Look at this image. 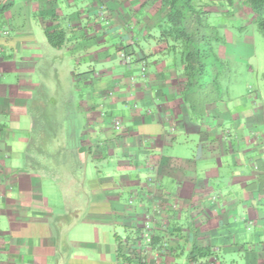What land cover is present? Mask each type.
<instances>
[{
    "label": "crops",
    "instance_id": "0c3cea01",
    "mask_svg": "<svg viewBox=\"0 0 264 264\" xmlns=\"http://www.w3.org/2000/svg\"><path fill=\"white\" fill-rule=\"evenodd\" d=\"M153 1L15 0L0 18V264H264L260 93L249 84L199 117L184 100L186 65L154 37ZM238 4L234 19L253 24ZM57 59L77 89L57 119L76 123L77 142L50 151L72 155L68 164L8 124L44 105L36 94L47 97Z\"/></svg>",
    "mask_w": 264,
    "mask_h": 264
},
{
    "label": "trees",
    "instance_id": "16d2710c",
    "mask_svg": "<svg viewBox=\"0 0 264 264\" xmlns=\"http://www.w3.org/2000/svg\"><path fill=\"white\" fill-rule=\"evenodd\" d=\"M14 2L0 0V18ZM239 2L256 16L253 24L234 19L238 13V0L153 1L156 4L154 37L167 44L166 53H172L175 59L186 65L184 100L190 108L197 110L200 107L199 117L203 116L205 104L225 101L228 90L235 83L236 73L242 68L240 62L228 60L220 54L221 48L227 44L225 26L231 23L232 29L244 33L254 25L264 36V0ZM47 36L55 47H61L65 42L63 31H48ZM198 254L205 255L202 251Z\"/></svg>",
    "mask_w": 264,
    "mask_h": 264
},
{
    "label": "rangeland",
    "instance_id": "374dc122",
    "mask_svg": "<svg viewBox=\"0 0 264 264\" xmlns=\"http://www.w3.org/2000/svg\"><path fill=\"white\" fill-rule=\"evenodd\" d=\"M229 30L234 32L235 35L240 36V42L236 43L237 45H229L228 43L225 44L223 47H228L229 53L233 56H237L236 58L239 59H228V60H237L239 62H242V68L241 71L236 73L235 75V83L231 85V88L228 90L227 98L225 99L224 104H230L235 101V98H239L241 95H245L247 93L246 88L249 84H254L255 88H257V92L260 93L259 98L256 97V100L258 103L264 104V36L256 29V27L250 26L247 28V30L244 33H240L238 29H232L231 23L228 24ZM239 33V34H238ZM227 39V38H226ZM242 56V57H240ZM56 69L57 73L55 74L53 71H50L49 74L45 76V86L47 87L45 89V92H47V97L44 95L43 90L37 92L36 96L39 98L44 105L39 106L38 102H32V104L29 107V114L30 117L23 118L20 123L16 122H10L8 123L11 128H13L14 132L20 127L27 128L31 131V137L34 139L33 143L35 145H38L37 148L35 147V150L41 147V153L42 156L50 159L51 161L59 160L57 162L60 163H70L73 162V156L72 155H65V154H57L52 155L50 151L53 150V148H58L61 143L64 144L65 141L68 143L71 147L77 142V139L73 135L74 127L76 123L71 121H57V119L60 118V112H61V106L60 103H62V99L65 97V94H69V98L72 96L77 95V89L71 90L69 89L70 85L68 84V81L66 80V76L64 73L65 67L63 66V63L61 60H56ZM252 67L256 70L255 73H249L246 72V67ZM74 67L72 68V70ZM48 70V69H47ZM85 67L83 65V72L85 71ZM79 71H76L78 73ZM50 86H53L51 88ZM51 88V90H49ZM63 89L64 92L62 91ZM69 90V92H68ZM256 92L254 89H251ZM250 90V91H251ZM86 91L84 86V99H86ZM54 93L58 104L53 105L51 102V94ZM65 93V94H64ZM53 94V95H54ZM68 98V97H67ZM66 99V98H65ZM255 100V99H253ZM200 107H198L199 109ZM197 109V110H198ZM56 115V116H55ZM56 119V121L53 120ZM29 119H32L29 121ZM67 135L66 139L63 134ZM46 135V137H45ZM45 137V138H41ZM75 146V145H74ZM34 153L31 151L30 154ZM46 154V155H45ZM34 155V154H33ZM68 160V161H67ZM70 161V162H69ZM50 163V162H49ZM48 163V164H49ZM44 168L45 172L43 173L47 176L50 175V169H48L45 165ZM63 172V171H62ZM64 180V178L62 179ZM72 194L69 195V199H71ZM122 235V233H121Z\"/></svg>",
    "mask_w": 264,
    "mask_h": 264
},
{
    "label": "built area",
    "instance_id": "2783aa9c",
    "mask_svg": "<svg viewBox=\"0 0 264 264\" xmlns=\"http://www.w3.org/2000/svg\"><path fill=\"white\" fill-rule=\"evenodd\" d=\"M2 32V30L0 29V33ZM122 57H123V63H129L131 61V57L129 55H127L126 53H122ZM114 127L116 129H120L121 128V120L120 119H115L114 122ZM196 264H200V263H196Z\"/></svg>",
    "mask_w": 264,
    "mask_h": 264
}]
</instances>
